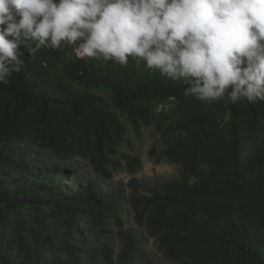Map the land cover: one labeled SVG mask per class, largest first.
Listing matches in <instances>:
<instances>
[{"label":"trees","instance_id":"1","mask_svg":"<svg viewBox=\"0 0 264 264\" xmlns=\"http://www.w3.org/2000/svg\"><path fill=\"white\" fill-rule=\"evenodd\" d=\"M75 49H21L25 69L0 84V264H138L125 205L169 262L264 264V102L185 97L141 58ZM144 128L149 156L179 166L169 181L136 178ZM79 161L103 179L125 170L128 192L69 189Z\"/></svg>","mask_w":264,"mask_h":264},{"label":"clouds","instance_id":"2","mask_svg":"<svg viewBox=\"0 0 264 264\" xmlns=\"http://www.w3.org/2000/svg\"><path fill=\"white\" fill-rule=\"evenodd\" d=\"M63 44L80 58H141L185 97L264 102V0H0V84L25 69L21 49Z\"/></svg>","mask_w":264,"mask_h":264},{"label":"rangeland","instance_id":"3","mask_svg":"<svg viewBox=\"0 0 264 264\" xmlns=\"http://www.w3.org/2000/svg\"><path fill=\"white\" fill-rule=\"evenodd\" d=\"M151 128H144L142 142L135 141L133 144L136 147L137 154L143 162V167L136 174V178L146 183L152 182H166L176 177L179 174V166L168 162L156 163L153 158L149 156L148 150L155 143L150 139ZM79 169L75 173L69 172L66 176L65 185L69 189H77L84 187L89 180L96 179L100 185L108 192L123 188L128 192L127 182L130 175L125 170L114 172L111 179L99 178L90 168H86L84 163L78 162ZM121 220L125 230L134 233L142 243L138 252L142 255V259L138 264H174L165 259L162 252L159 250L157 244L152 238L147 235L145 227L138 226L134 219L133 213L127 205L123 207L121 213ZM117 229L112 227V231L107 233L104 241L111 246V248L117 252L120 248V239L116 234Z\"/></svg>","mask_w":264,"mask_h":264}]
</instances>
